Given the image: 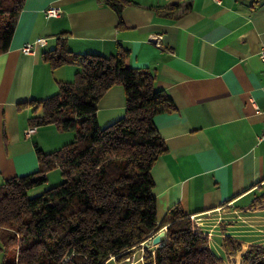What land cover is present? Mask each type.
<instances>
[{"label": "crops", "instance_id": "crops-1", "mask_svg": "<svg viewBox=\"0 0 264 264\" xmlns=\"http://www.w3.org/2000/svg\"><path fill=\"white\" fill-rule=\"evenodd\" d=\"M126 1L117 14L103 0H25L0 54V184L38 171L36 147L50 153L71 142L54 125L23 136L32 116L26 104L56 95L78 71L74 65L51 69L44 59L61 39L75 55L128 51L131 68L148 69L173 101L175 111L154 118L166 146L150 171L158 221L174 209L202 219L224 206L239 213L264 206L250 207L264 193V0ZM49 5L60 6L61 16L45 18ZM159 37L157 48L151 40ZM39 38L46 46L22 52ZM124 113V90L115 85L97 102V123L104 128ZM211 228L209 247L226 264H241L251 245L264 247L262 234L259 242H244ZM226 237L241 244L235 257L223 250Z\"/></svg>", "mask_w": 264, "mask_h": 264}, {"label": "trees", "instance_id": "trees-1", "mask_svg": "<svg viewBox=\"0 0 264 264\" xmlns=\"http://www.w3.org/2000/svg\"><path fill=\"white\" fill-rule=\"evenodd\" d=\"M103 1L117 14L128 3ZM24 3L0 0V54L9 48ZM43 56L51 69L74 65L78 71L72 82L59 84L56 95L26 104L32 109L29 127L54 125L73 132L74 140L50 153L36 147L38 171L0 184V264H111V257L121 262L163 228L165 239L145 250V264H225L182 210L157 219L150 171L166 146L154 118L175 105L155 87L153 74L131 68L126 50L110 57L75 55L61 39ZM115 85L124 90V116L100 128L97 102ZM55 168L61 183L28 198L27 191L45 183ZM263 202L264 193L250 207ZM222 247L230 257L241 251L230 237ZM241 264H264V247L249 246Z\"/></svg>", "mask_w": 264, "mask_h": 264}, {"label": "rangeland", "instance_id": "rangeland-1", "mask_svg": "<svg viewBox=\"0 0 264 264\" xmlns=\"http://www.w3.org/2000/svg\"><path fill=\"white\" fill-rule=\"evenodd\" d=\"M68 134L72 136V142L74 140V133L68 132ZM62 180L63 178L60 169L55 168L47 174V181L45 183L27 191V197H36L42 194L45 190L60 184ZM248 200L250 202V199H247L242 203L247 202ZM261 209H263V211H260ZM235 211V207L224 206L217 211L205 214L201 216L203 219L202 226L206 229L215 226L214 230H219L220 234L229 233L230 235H240L239 238L244 242H259V239L262 237L258 235L262 234L264 236V206L256 208L255 210H250L248 213H239ZM139 249L140 248L134 250L136 252V257L143 255L145 262L146 251L142 253ZM132 254L133 253H131L130 256ZM228 261L229 264H232L231 261H234V259H229ZM114 262L115 261L112 260L111 264H115Z\"/></svg>", "mask_w": 264, "mask_h": 264}, {"label": "built area", "instance_id": "built-area-1", "mask_svg": "<svg viewBox=\"0 0 264 264\" xmlns=\"http://www.w3.org/2000/svg\"><path fill=\"white\" fill-rule=\"evenodd\" d=\"M214 1L219 2V0H214ZM43 14H44L45 18H47V19H55V18H58L61 16L62 9L60 6H57V5H49L43 10ZM161 41H162L161 37L151 40L152 44L157 48L161 47ZM44 46H46V39L45 38H39L37 40H34L32 42H28V43L24 44L23 47L21 48V50L24 54H33L35 52L36 48L44 47ZM260 57H261V74H262L261 90L264 93V50L261 52ZM35 132H36L35 127H28L27 129H25L23 131V136L25 138H30ZM190 221L192 224V228L194 230L201 231L203 233V235L207 237V241L209 243L211 241V238L213 237L214 231L212 230V228L206 229L205 227H203L202 226L203 220L199 219L196 215L190 216ZM152 237L149 238V240L147 242L142 243L138 247V248H140L139 250L142 253L145 252V250H153V248H155V247H147V245L150 243ZM132 253L133 254L131 256L129 255L125 260H123L121 262H116L114 257H111L109 259V261L113 260V261H115L114 262L115 264H145L143 255H141L140 257H136V252L133 251ZM151 254L153 255V252H151Z\"/></svg>", "mask_w": 264, "mask_h": 264}, {"label": "water", "instance_id": "water-1", "mask_svg": "<svg viewBox=\"0 0 264 264\" xmlns=\"http://www.w3.org/2000/svg\"><path fill=\"white\" fill-rule=\"evenodd\" d=\"M165 236H166V230L165 229L160 230L158 233H156L152 237L147 247H157L159 244L163 242V240L165 239Z\"/></svg>", "mask_w": 264, "mask_h": 264}]
</instances>
